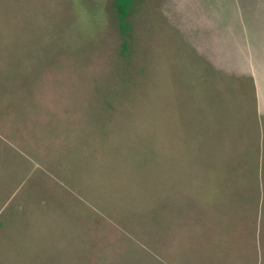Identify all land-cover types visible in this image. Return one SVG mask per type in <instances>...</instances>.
I'll list each match as a JSON object with an SVG mask.
<instances>
[{
  "label": "rangeland",
  "instance_id": "rangeland-1",
  "mask_svg": "<svg viewBox=\"0 0 264 264\" xmlns=\"http://www.w3.org/2000/svg\"><path fill=\"white\" fill-rule=\"evenodd\" d=\"M135 9L0 0V264H264V0Z\"/></svg>",
  "mask_w": 264,
  "mask_h": 264
},
{
  "label": "crops",
  "instance_id": "crops-1",
  "mask_svg": "<svg viewBox=\"0 0 264 264\" xmlns=\"http://www.w3.org/2000/svg\"><path fill=\"white\" fill-rule=\"evenodd\" d=\"M233 217L237 218L233 222L237 227L236 232H242L253 240L263 241L264 245V210L241 211Z\"/></svg>",
  "mask_w": 264,
  "mask_h": 264
},
{
  "label": "trees",
  "instance_id": "trees-1",
  "mask_svg": "<svg viewBox=\"0 0 264 264\" xmlns=\"http://www.w3.org/2000/svg\"><path fill=\"white\" fill-rule=\"evenodd\" d=\"M137 5H139V0H113V6L117 11V17L119 19L120 27L122 30H127V28L129 27L125 23L124 19L127 17L128 12H134L136 10L135 6Z\"/></svg>",
  "mask_w": 264,
  "mask_h": 264
}]
</instances>
